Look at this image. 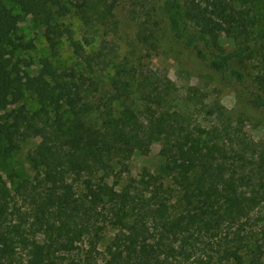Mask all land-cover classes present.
Wrapping results in <instances>:
<instances>
[{
	"label": "trees",
	"instance_id": "obj_1",
	"mask_svg": "<svg viewBox=\"0 0 264 264\" xmlns=\"http://www.w3.org/2000/svg\"><path fill=\"white\" fill-rule=\"evenodd\" d=\"M155 1L182 69L234 96L228 111L186 93L210 125L170 108L164 71L90 41L99 24L118 26L120 0H14L51 52L65 41L75 59L61 68L45 57L35 72L16 54L21 16L0 0V156L33 141L32 176L0 187V264H264V145L243 132L264 122V73L249 78L251 44L221 46L241 13L231 0ZM137 4L127 14L146 52L159 31ZM153 143L159 165L121 184Z\"/></svg>",
	"mask_w": 264,
	"mask_h": 264
},
{
	"label": "rangeland",
	"instance_id": "obj_2",
	"mask_svg": "<svg viewBox=\"0 0 264 264\" xmlns=\"http://www.w3.org/2000/svg\"><path fill=\"white\" fill-rule=\"evenodd\" d=\"M238 11L241 13L229 37L223 36L221 46L224 49L235 46L239 43L251 44L253 58L247 63V73L249 78L264 73V0H231ZM14 13L21 16V22L17 31V36L23 39L24 48L16 54L24 60L28 69L35 72L38 69V61L42 58H49L56 67H69L74 65L75 59L71 54L68 43L63 42L56 54L51 52L44 38V28L34 18L21 11L14 0H4ZM137 6L141 10L142 18L150 15L152 24L158 27L157 38L154 41V48L150 51L141 49L134 38L136 23L131 20L127 10ZM113 21H118L117 27H106L98 25L92 29L90 41L93 44L111 43L114 51L115 61L126 62L127 64L142 63L153 69L164 71L173 83L172 99L170 108L177 110L185 115H198L197 119L206 125L213 121L211 116L203 114L199 116L198 108L193 102L187 100L186 93L193 88L198 90L204 99V103L219 101L228 111L235 108V99L230 90L217 84L211 77L198 78L188 74L181 67V54L177 49L171 47L164 38L166 23L159 9V4L155 0H120L117 13ZM145 15V16H144ZM78 36L81 35L80 22L69 19ZM92 31V30H90ZM26 105L32 111L37 105L33 98L27 95ZM197 100L196 98H193ZM243 132L249 137L264 145V122L258 120L246 121L243 125ZM33 141L23 143L17 153L11 157L3 158L0 156V187L11 188L18 181L32 176L31 168L27 162V152L32 148ZM159 144L153 143L147 155L136 153L133 155L129 172L121 180L125 183L128 177H134L143 167L153 168L159 165Z\"/></svg>",
	"mask_w": 264,
	"mask_h": 264
}]
</instances>
